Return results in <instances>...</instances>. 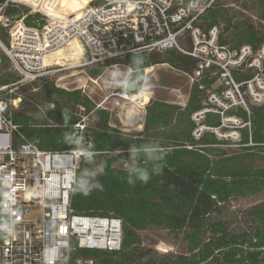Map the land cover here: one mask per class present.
<instances>
[{
    "label": "built area",
    "instance_id": "built-area-1",
    "mask_svg": "<svg viewBox=\"0 0 264 264\" xmlns=\"http://www.w3.org/2000/svg\"><path fill=\"white\" fill-rule=\"evenodd\" d=\"M57 1L0 0V29L9 35L4 50L20 74L16 82L0 85V226L13 229L11 235L0 229V264H44L45 249L58 242L67 246L60 247L54 264H95L93 258L74 255L123 249V220L78 215L72 208L81 164L86 156L99 153L87 149V141L80 148L70 143L75 147L67 151H43L14 121L21 98L13 94L49 74L46 61L52 54L76 41L89 56L88 65L139 53L178 51L192 58L196 69L191 79L200 90H206L205 80H216L192 117L197 141L209 132L219 136L221 129L233 130L241 139L242 130L249 129L246 147L253 146L251 109L264 106V44L258 49L252 45L232 49L222 43L219 26L208 30L200 26L222 0H121L98 6L91 2L79 14L67 16L56 13ZM23 5L48 23L31 28L26 16L7 15L9 8ZM187 42L190 49L184 47ZM3 69L0 58V75ZM8 93L10 99L5 98ZM134 97L113 92L104 103L114 99L124 108L138 103ZM209 115L220 117L219 128L206 124ZM9 192L15 201L11 206L4 202Z\"/></svg>",
    "mask_w": 264,
    "mask_h": 264
},
{
    "label": "trees",
    "instance_id": "trees-1",
    "mask_svg": "<svg viewBox=\"0 0 264 264\" xmlns=\"http://www.w3.org/2000/svg\"><path fill=\"white\" fill-rule=\"evenodd\" d=\"M252 1L261 4L264 10V0ZM23 11V7L9 8L7 15L26 16V25L31 28H43L49 21L41 15H32L29 12L23 14ZM212 12L213 10L202 20V22L209 21L208 27L204 28L202 22L200 24L205 30L219 26L218 15ZM3 36L4 34L0 33V38ZM222 43L232 49H239L243 45H252L258 49L264 44V34L258 37V33L253 31L246 40L239 43V46H232L223 38ZM186 48H191L189 42L186 43ZM134 57L143 63H135ZM4 59L6 61V58ZM166 64L191 76L196 69V62L178 51L130 54L111 60L107 66L124 65L132 69L130 81L136 83L135 86L122 88L120 91L137 95L143 89L146 70ZM4 66L3 62V68ZM215 81V79L205 80L204 91L195 84L185 109L171 104L153 103L147 109L145 132L148 133L152 129V124L161 123L166 109H178L191 118L203 107L207 90ZM0 85L5 86L9 83L0 82ZM36 88H39V92L33 95L34 100L44 96V103L53 107L46 112V119L50 120L51 124L45 125L49 128H43L42 124L35 125L36 116L32 114L40 113L35 108L26 110L24 99L21 111L14 112V121L20 126L21 132L43 151L62 152L74 148L75 145L65 140V134L71 133L74 137L80 134L79 129H74L76 125H84V128H87L83 115L99 118L93 132V140L88 141V137L86 140L88 142L86 148L92 152L114 150L119 145L128 150L133 144L152 143L139 141V137L143 135L136 138L119 134L110 126L111 113L100 109L91 98L80 91L69 92L49 84L36 85ZM60 100L69 103H61ZM70 102L84 109V114L79 116ZM251 111L254 145L247 150L264 147V106L252 107ZM240 113L248 118L244 111ZM44 117L40 115L38 119ZM211 117L212 115L208 116V124L211 127H220V119L217 118L215 122ZM191 131L178 146L169 152H164L163 167L158 172H152L147 183L136 180L135 183L130 184L128 171L114 167L118 158L109 160L106 158L102 191L92 190L90 195H84L76 186L72 200L75 214L101 217L114 215L120 218L124 223V241L121 252L80 251L74 257L98 259L100 264H264V204L255 206L248 212L249 227L238 233L232 231L227 222L214 218L215 213L221 210L222 203L233 195L264 188V169L253 171L243 168L238 162L229 167L212 161L203 151L208 149L210 144H219L218 138L212 135L214 140L209 142L208 135L197 141ZM249 141L247 134L245 144H249ZM200 144L202 148H199ZM97 155H88L85 159H94L98 157ZM138 162L151 171L152 164L145 165L142 158ZM83 172L84 167H81L78 181ZM149 226L163 227L174 235L182 236L187 252L182 255L167 253L154 256L152 251L144 250L139 232Z\"/></svg>",
    "mask_w": 264,
    "mask_h": 264
},
{
    "label": "rangeland",
    "instance_id": "rangeland-1",
    "mask_svg": "<svg viewBox=\"0 0 264 264\" xmlns=\"http://www.w3.org/2000/svg\"><path fill=\"white\" fill-rule=\"evenodd\" d=\"M65 1L71 0H58L57 14L67 16L70 13L67 10H61ZM88 1V0H87ZM108 1L113 0H92V5H102ZM83 3V2H82ZM25 13L31 14L30 7L23 5ZM76 6H72V9ZM26 9V10H25ZM69 9V8H68ZM75 13L79 14L77 9ZM65 13H63V12ZM67 12V13H66ZM214 14L218 15V25L223 30V39L227 40L232 46H239L241 41L246 40L249 34L253 31L258 33V37H262L264 34V10L262 5L252 0H222L216 8L213 10ZM212 12V13H213ZM23 17V16H22ZM12 18H20L19 15L12 16ZM209 21H203L204 28L208 27ZM0 33L4 36L0 38V58L4 62L5 66L3 73L0 75V82H8L12 84L19 80L20 74L10 60L8 59L4 48L9 44V35L4 30L0 29ZM186 47V43H183ZM81 45L79 42H73L70 46H67L48 57L47 64L52 66L47 76L42 78L44 81L39 80L26 84L20 89L16 90L13 94V98H19L21 96V102L15 112H19L22 109V100L26 102V110L35 108L40 114H32L36 119L35 125H41L43 128H49L45 124H51L50 120L46 119L47 110L53 107L44 103V96L39 100H34V94L39 92V88L36 85H54L57 88L75 92L80 91L82 94L91 98L100 109L107 110L111 113L110 126L113 127L119 134H126L132 137L138 138L139 141H146L158 144L164 152L171 151L174 147L183 142L192 130L193 132L196 125L191 118L184 115L180 110L166 109L163 112V119L160 124H152V129L148 133L145 131L147 120V109L155 102L164 104H171L177 107L185 109L188 105L194 82L191 79V75L180 72L169 65H158L146 70V78L144 87L141 93H145L150 98L147 105H143L141 100L138 103L127 104L126 107L121 108L116 106L115 100L110 99L104 103L106 97L113 92H120L122 88L116 86H110L106 83L108 79L106 69L110 67H119L124 73H127L129 68L124 65H108V62L115 59L106 60L104 62L88 65L89 56L84 51L81 57L74 56L75 49ZM82 46V45H81ZM188 47V45H187ZM6 58V61L5 59ZM132 73V72H131ZM123 77H121L122 79ZM218 86V85H214ZM140 93V94H141ZM40 94V93H39ZM136 96V94H133ZM138 95V94H137ZM6 99L11 98V93L5 96ZM61 103L68 102L60 100ZM123 102V101H122ZM69 103V102H68ZM71 106L75 107L76 113L81 116L84 114V109L70 102ZM124 103V102H123ZM153 108V107H152ZM155 112L156 109L154 108ZM26 112V111H24ZM40 115L45 116L39 118ZM84 124L86 129H82L79 125L74 126V129H79L84 143L93 140V132L99 121V118H95L93 115L84 116ZM215 122L220 117L212 115ZM221 122V119H220ZM143 126L142 133L134 131L133 126ZM208 126H211L206 121ZM219 128V127H214ZM241 139L237 136L233 130L221 129L219 136L213 132L206 133L204 136H208V141L212 142L214 139L212 135H215L220 141L219 144H210L208 151H203L212 161L217 163H223L229 167L233 166L237 162L243 165V168L248 170H262L264 169V147H259L254 150H247L245 139L249 134V129H244L241 132ZM189 145V144H188ZM199 148L203 146L200 144ZM192 148V146H189ZM249 147H253L250 145ZM128 150L122 145H119L114 150H108L106 152L99 153L94 159L86 158L83 160L81 167L93 170L97 173L96 179L102 184V178L105 170V159L118 158V161L114 164L116 169L126 170L130 164V158L127 156ZM139 163V162H138ZM79 174V172H78ZM98 191L99 189H93ZM264 204V188H260L255 192H247L246 194L233 195L226 202L222 203L221 210L215 213L214 218L219 221H225L228 223L229 228L234 232H241L249 227V221L247 214L255 206ZM142 239L144 250H150L154 256H161L167 253H173L182 255L187 252L186 244L182 239V236H177L170 233L163 227L149 226L146 229L139 232ZM95 264H100L98 259H94Z\"/></svg>",
    "mask_w": 264,
    "mask_h": 264
},
{
    "label": "clouds",
    "instance_id": "clouds-1",
    "mask_svg": "<svg viewBox=\"0 0 264 264\" xmlns=\"http://www.w3.org/2000/svg\"><path fill=\"white\" fill-rule=\"evenodd\" d=\"M135 63H143V61H138L136 58H133ZM132 69H129L127 73H124L120 70L119 67H110L106 69L107 77L106 83L110 86H116L120 88H131L134 87L136 83L130 81ZM121 77H123L121 79ZM147 87V85H144ZM67 119V117H66ZM65 140L69 143H75L78 148L84 146V139L82 136H73L71 133L65 134ZM130 164L127 168L129 173L128 182L130 184L135 183L136 180H139L143 183H147L151 178L152 172H158L162 167V161L164 160V150L155 143H144L140 145H130L128 148ZM142 158L144 164H152L153 167L151 171L147 166H142L138 163V160ZM97 173H94L91 169H86L83 174L80 176L77 187L80 191L83 192L84 195H90L93 189L103 190V185L96 179ZM8 179L5 178V185L8 184ZM4 202L11 206L14 201V197L11 192L4 195ZM5 233L11 235L13 233V229L7 227L6 225L0 226ZM65 242H58L52 248H46L43 257L44 264H54L55 257L60 249V247H66Z\"/></svg>",
    "mask_w": 264,
    "mask_h": 264
},
{
    "label": "bare ground",
    "instance_id": "bare-ground-1",
    "mask_svg": "<svg viewBox=\"0 0 264 264\" xmlns=\"http://www.w3.org/2000/svg\"><path fill=\"white\" fill-rule=\"evenodd\" d=\"M92 0H71V1H65L62 5V8L60 7L61 10H67L70 14H73L75 13V9H77V11H82L84 10L90 3H91ZM113 1H121V0H113ZM83 2V3H82ZM72 6H76L75 8L72 9ZM69 8V9H68ZM58 11V10H57ZM62 11V12H63ZM57 13V12H56ZM65 13V12H63ZM67 13V12H66ZM60 14V13H59ZM69 14V15H70ZM78 43V42H77ZM80 43V42H79ZM72 44V43H71ZM70 44V45H71ZM81 44V43H80ZM69 45V46H70ZM82 45V44H81ZM79 45L77 47L76 52H74V56H77V57H81L83 54H84V48L83 46ZM59 52V51H58ZM48 59V58H47ZM46 64H47V61H46ZM49 64H47L48 66ZM49 67H52V66H49ZM135 96V95H134ZM141 100L143 102V105H147L148 102L150 101V98L148 96H146V94L144 93H141V94H138L134 97V101H139Z\"/></svg>",
    "mask_w": 264,
    "mask_h": 264
},
{
    "label": "crops",
    "instance_id": "crops-1",
    "mask_svg": "<svg viewBox=\"0 0 264 264\" xmlns=\"http://www.w3.org/2000/svg\"><path fill=\"white\" fill-rule=\"evenodd\" d=\"M143 126L140 124L139 126H133L134 131L138 132V133H142V129Z\"/></svg>",
    "mask_w": 264,
    "mask_h": 264
}]
</instances>
